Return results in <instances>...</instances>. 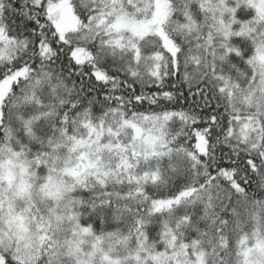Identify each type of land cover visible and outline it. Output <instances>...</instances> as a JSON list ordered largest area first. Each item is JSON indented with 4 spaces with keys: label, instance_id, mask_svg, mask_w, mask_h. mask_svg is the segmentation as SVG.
Wrapping results in <instances>:
<instances>
[{
    "label": "snow or ice",
    "instance_id": "6c2138e0",
    "mask_svg": "<svg viewBox=\"0 0 264 264\" xmlns=\"http://www.w3.org/2000/svg\"><path fill=\"white\" fill-rule=\"evenodd\" d=\"M0 264H264V0H0Z\"/></svg>",
    "mask_w": 264,
    "mask_h": 264
}]
</instances>
